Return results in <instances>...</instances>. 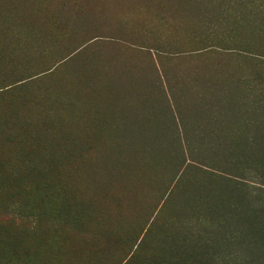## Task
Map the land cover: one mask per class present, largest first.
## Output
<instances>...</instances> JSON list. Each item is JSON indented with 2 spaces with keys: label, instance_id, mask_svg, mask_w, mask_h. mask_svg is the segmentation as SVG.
<instances>
[{
  "label": "rangeland",
  "instance_id": "374dc122",
  "mask_svg": "<svg viewBox=\"0 0 264 264\" xmlns=\"http://www.w3.org/2000/svg\"><path fill=\"white\" fill-rule=\"evenodd\" d=\"M0 264H264V0H0Z\"/></svg>",
  "mask_w": 264,
  "mask_h": 264
},
{
  "label": "trees",
  "instance_id": "16d2710c",
  "mask_svg": "<svg viewBox=\"0 0 264 264\" xmlns=\"http://www.w3.org/2000/svg\"><path fill=\"white\" fill-rule=\"evenodd\" d=\"M118 208H119V206H118ZM121 210H124V208L123 209H121ZM121 214V212H119V210H118V215H120Z\"/></svg>",
  "mask_w": 264,
  "mask_h": 264
}]
</instances>
